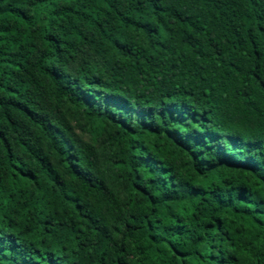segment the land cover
Returning a JSON list of instances; mask_svg holds the SVG:
<instances>
[{"label":"trees","instance_id":"16d2710c","mask_svg":"<svg viewBox=\"0 0 264 264\" xmlns=\"http://www.w3.org/2000/svg\"><path fill=\"white\" fill-rule=\"evenodd\" d=\"M0 264H264V0H0Z\"/></svg>","mask_w":264,"mask_h":264}]
</instances>
